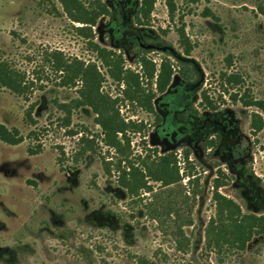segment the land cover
Segmentation results:
<instances>
[{"label":"rangeland","instance_id":"obj_1","mask_svg":"<svg viewBox=\"0 0 264 264\" xmlns=\"http://www.w3.org/2000/svg\"><path fill=\"white\" fill-rule=\"evenodd\" d=\"M101 1L109 14L81 34L61 0H0V58L30 88L27 100L0 89V123L25 138L19 145L0 140V264H264V236L220 258L205 247L218 170L226 174L221 194L244 214L264 215V129L251 131L259 111L231 97L264 100V0H176L174 18L157 0L148 20L137 19L141 0ZM91 42L121 56L145 89L151 81L142 58L157 70L171 61L172 80L153 100L156 115L125 100V86L108 75ZM55 52L96 65L104 94L141 126L128 133L123 154L105 145L90 107L73 106L81 85H61L49 62ZM194 67L197 75L187 80L183 72ZM225 74L242 83L225 86ZM31 106L35 125L26 118ZM168 154L176 157L179 184L147 178L154 194L123 186L132 180L130 164L144 170V162L152 167Z\"/></svg>","mask_w":264,"mask_h":264},{"label":"trees","instance_id":"obj_2","mask_svg":"<svg viewBox=\"0 0 264 264\" xmlns=\"http://www.w3.org/2000/svg\"><path fill=\"white\" fill-rule=\"evenodd\" d=\"M169 15L174 18L177 12L176 0H165ZM157 0H141L137 11V19L148 20L154 10ZM65 13L77 23L83 25L77 28L81 34L86 30H92L98 20L109 14L108 7L101 0H61ZM180 44L184 52L189 56L191 53L188 38L183 28L178 29ZM88 36V34H84ZM134 45H139L138 40L131 38ZM97 57L102 60L108 75L117 83L125 86L124 98L131 103L139 105L149 114L156 115L153 100L157 92L164 93L169 86L174 75L173 65L169 59H163L159 70L155 64L149 62L147 58H142L141 65L146 67L147 78L151 81L149 89L142 88L139 74L133 71L123 69V59L117 53H113L101 48L95 42L90 43ZM148 53L147 51H145ZM58 52L50 56L49 62L62 77V86H73L80 84L78 89L79 98L74 100V107H90L96 114L97 124L102 128L105 136V145L109 148L124 153L123 142L129 144L128 133L138 132L141 126L133 121H126L120 115L117 108L119 100H114L102 91L104 76L99 72L94 64L85 65L84 62L75 59L73 62L66 61ZM188 72H183L187 80H191L197 75V68H190ZM155 79L156 92L153 90V81ZM225 86H239L242 78L238 74H225L222 76ZM8 89L14 94L28 99L29 86L26 82V76L20 71L0 58V89ZM205 94H203L204 96ZM234 101L242 103L245 107H255L259 112L252 114L251 131L257 135L264 129V100H257L250 97L240 96L238 93L231 94ZM61 107H70V104H62ZM33 108L31 106L26 112L27 120L35 125L33 118ZM160 119L158 116H156ZM70 120H68L69 123ZM24 137L16 128L9 129L0 123V140L9 145H19L24 141ZM30 153L36 154L33 150ZM234 157H240L241 152L237 148L233 151ZM144 170L138 168L135 164H130L129 176L132 180H126L123 184L131 194L136 190L145 188L148 193L154 194L152 186L147 185L146 179L149 178L155 183H161L162 187H170L179 184L181 177L177 166V160L174 154L159 156L158 161L149 167L146 162L143 164ZM256 184H260V178L252 172ZM226 174L218 170V176L214 180L213 201L215 204V216L210 218L205 227V247L214 252L217 257H221L226 252L245 251L247 244L255 236H264V215L244 214L241 206L233 199L221 194L220 188L226 186L224 181ZM264 198V190L262 191ZM192 226L193 224H188ZM181 250V248H179ZM143 263V262H142ZM141 264V263H140Z\"/></svg>","mask_w":264,"mask_h":264}]
</instances>
